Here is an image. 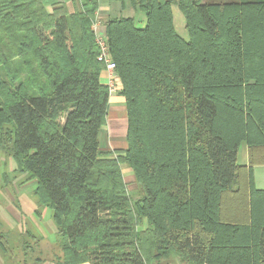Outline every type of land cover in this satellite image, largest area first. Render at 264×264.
<instances>
[{"label":"trees","instance_id":"obj_1","mask_svg":"<svg viewBox=\"0 0 264 264\" xmlns=\"http://www.w3.org/2000/svg\"><path fill=\"white\" fill-rule=\"evenodd\" d=\"M78 1L69 12L0 0V153L15 163L2 185L35 181L33 211L50 210L61 252L53 264H264V188L253 180L264 164V0H130L142 27L106 20L127 121L116 150L98 140L109 109L98 1ZM241 143L247 164L237 162ZM20 234L25 254L31 236L41 242ZM12 235L0 228V264H18Z\"/></svg>","mask_w":264,"mask_h":264},{"label":"rangeland","instance_id":"obj_2","mask_svg":"<svg viewBox=\"0 0 264 264\" xmlns=\"http://www.w3.org/2000/svg\"><path fill=\"white\" fill-rule=\"evenodd\" d=\"M142 12L138 11L137 14H141ZM122 15H126L125 12H123ZM135 24L138 27H142L138 23V16L135 18ZM184 38L187 39V32L184 34ZM0 79L5 80V72L2 66H0ZM123 108V107H122ZM110 114V112H109ZM121 137L117 138L121 141H125V135H112V137ZM108 140V139H107ZM102 141V138H101ZM246 146L245 144H241L239 147V153L237 157V162L241 163L243 159V148ZM4 157L2 153H0V184L2 185V177L1 173L3 170H6L8 173L12 170V168H15V163L12 160H5V169L3 166ZM121 170L123 173V177L126 179L128 185H129V192L131 193L132 197H138L140 194V187L136 183L133 173L129 167H127L125 164H121ZM21 178L19 176L18 178L14 179L13 183L10 186L2 185L0 187V220L2 222L1 230L3 232H7V230L12 229L13 240L11 241L10 246L13 249L14 252V259L15 262L18 264H34L35 258L42 259L39 263L40 264H47L50 262H55L56 256L60 255V249L57 245V237H56V231L55 226L50 218V210L45 208L42 210L41 214H36L33 211V206H35L34 203V195L32 193L34 187H35V181L31 180L22 184H18V179ZM131 178V179H130ZM132 185H130V184ZM17 187V188H16ZM17 200L19 202V206L23 212H18V208L16 207ZM28 232V234L34 235L36 238H40L41 242L38 241V243L34 240V242L31 240V238L28 239L29 245L32 250L27 251L25 254L24 251L20 246L17 247V241L20 243L25 239L23 234H20V232ZM17 233L19 234L17 237ZM18 239V240H17ZM1 257H0V263H1ZM34 262V263H33ZM36 264V263H35ZM159 264H186L182 260H180L176 256H171L167 259H163L161 263Z\"/></svg>","mask_w":264,"mask_h":264},{"label":"crops","instance_id":"obj_3","mask_svg":"<svg viewBox=\"0 0 264 264\" xmlns=\"http://www.w3.org/2000/svg\"><path fill=\"white\" fill-rule=\"evenodd\" d=\"M97 1H98V7L95 11L92 28L94 32L99 35H105L106 33L105 22L110 17L131 16L135 20L136 16H138V23L142 24L139 26H143L145 23L144 14L143 13L137 14L139 10L135 9L131 5L130 0H97ZM202 1L220 3V2H228V1H253V0H202ZM57 2H63L66 5L69 12H72L74 11V9L80 7V3L78 0H43V4L47 9H51L53 4ZM123 12H125L126 15H122ZM172 16H173V24L175 26L176 31L184 38V34L186 32L184 17L175 3H173L172 5ZM99 80L101 83L107 84V72L105 69L101 71ZM120 87L121 84H118V88L115 91L109 93V109L106 116V124L102 126L98 132L99 144L100 147L104 150H116V149L126 148V140L121 141L120 139L117 140V138H121V137H114V136L112 137V135L122 136L125 135L126 133V126H127L126 110L124 105V97L119 92ZM239 147H238L237 157L239 153ZM247 162H248V149L247 146H244L243 159L239 164H247ZM124 180L127 185V190L129 191L130 189L129 185L125 178ZM253 180H254V185L257 188H264V164H256L253 166ZM145 225L146 224L144 221L143 225L141 226V229L144 228ZM46 263L53 264V262L48 263V261H46ZM80 264H90V262H81Z\"/></svg>","mask_w":264,"mask_h":264},{"label":"built area","instance_id":"obj_4","mask_svg":"<svg viewBox=\"0 0 264 264\" xmlns=\"http://www.w3.org/2000/svg\"><path fill=\"white\" fill-rule=\"evenodd\" d=\"M95 41L99 50L96 58L99 62L104 64V69L107 72L108 91L111 93L115 91L118 88V84H120L119 76L115 70V62L111 57L106 35L95 33Z\"/></svg>","mask_w":264,"mask_h":264}]
</instances>
